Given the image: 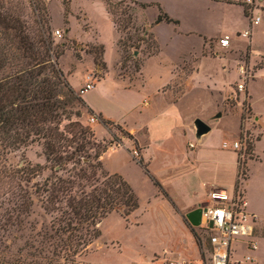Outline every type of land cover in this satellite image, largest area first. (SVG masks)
Returning a JSON list of instances; mask_svg holds the SVG:
<instances>
[{
	"label": "rangeland",
	"instance_id": "obj_1",
	"mask_svg": "<svg viewBox=\"0 0 264 264\" xmlns=\"http://www.w3.org/2000/svg\"><path fill=\"white\" fill-rule=\"evenodd\" d=\"M137 1L151 3L157 0ZM0 2L7 8L18 9L28 25H31L36 13L32 2H42L51 18L52 31L59 29L62 32L61 37H54L55 41L65 42L67 45L58 62L70 86L76 88L83 83L86 74H90L89 81L94 86L80 95L82 99L95 102L117 122H124L135 130V134L130 131L136 141L134 143L125 134L123 126L120 125L121 130L110 126L108 131L99 121L96 124L88 121L89 116L95 114H90L85 105L73 103L72 110L82 112L79 121L92 128L98 141L113 140L114 143H120L115 148H108L103 153L102 160L107 170L119 173L131 185L138 198V207L126 217L112 212L102 219L98 225L100 236L72 264H164L168 259L176 258L179 252L180 257H197L192 236L182 224L178 213L173 210L163 191L154 184L144 167L133 159V149L137 150L140 158L137 139L146 146L142 152L143 164H146L149 173L154 175L177 204L176 208L183 209L198 200L202 202L198 206L209 205L211 200L206 196L203 184L213 188L217 184H225L229 193L233 191L234 198L238 194L243 196L245 188L247 210L252 211L256 218L253 239L256 240L257 248L248 251L243 244L246 238L237 239L234 248L239 257L245 254L254 257L255 261L252 260L251 264H264V163L248 162V158L262 159V156L253 151L254 142L261 133L256 151L264 153V4L256 13L261 18L260 22L253 25L252 54L255 56H250L248 52L252 75L244 84L243 90H238L236 85L239 73L236 64L238 60L245 58L246 46L236 55V63L233 60L229 63L223 60L228 57L229 47L217 48L213 44L216 38L211 40V48L206 44L203 54L210 59H201L188 87L184 89V84L178 78L166 84L180 56L192 48L200 49L202 36L198 34L202 31L195 30L196 33L188 34L189 30L198 26L207 34H216L231 32L228 31L233 29L231 25L238 28V24L242 22L239 13L235 9H231L230 13L228 6L224 4L216 5L206 0H163L175 10L180 24L162 23L154 27L152 31L157 43L151 36L150 27L158 11L156 6L141 8L129 0H110V7L114 12L111 15L107 0ZM202 8L206 10L199 15ZM224 15L229 18L225 19ZM67 20L68 24L65 23ZM112 20L117 22V33ZM246 25L248 27V21ZM67 26L70 29L68 36L64 32ZM241 39L246 41L244 37ZM118 40L120 43L117 44ZM101 45L104 46V59ZM156 46L160 47L158 55L147 58L142 74H139L136 64L149 57L148 52H153ZM94 56L102 58L106 63L107 72L102 81L100 78L105 69L95 66ZM221 56L225 58H216ZM196 58L186 54L185 64L176 67L174 71L181 77ZM115 76L125 78L127 85H134L122 90L121 83ZM228 87H231V93L225 92ZM245 87L250 98L245 95ZM75 91L79 95L78 90ZM143 100L147 101L146 106L142 104ZM129 108L132 111L125 114ZM218 113L220 115L216 117ZM254 114L259 118L261 127L256 123ZM196 117L211 126V130L199 140L190 128ZM73 118L76 117L73 115ZM223 140L228 143L237 140L241 144L237 150L239 174L236 190L233 189L232 167L228 169L222 164L223 156L226 159L224 161L231 160L232 154L227 150L233 149L223 148ZM190 142L193 147L188 146ZM249 144L252 149L248 147ZM186 151H199L198 157L193 159L185 154ZM6 161L12 167H20L23 162L39 163L47 167L39 180L51 174L50 165L42 154V147L37 143L9 152ZM247 166L249 179L243 184ZM33 200V219L41 221L43 210L39 207L40 202L36 197ZM187 211L181 212L184 218ZM194 229L201 240L203 253V259L200 254L198 258L203 264H208L210 231L200 226ZM18 245H22V242L19 241Z\"/></svg>",
	"mask_w": 264,
	"mask_h": 264
},
{
	"label": "trees",
	"instance_id": "obj_2",
	"mask_svg": "<svg viewBox=\"0 0 264 264\" xmlns=\"http://www.w3.org/2000/svg\"><path fill=\"white\" fill-rule=\"evenodd\" d=\"M129 1L141 8L151 5ZM32 5L36 13L28 25L18 9L0 2V263L72 264L100 236L101 220L112 212L130 215L138 207V198L124 177L107 170L102 160L108 148L120 143L98 141L92 128L79 121L82 112L72 110L74 102L85 103L59 66L67 45L55 41L46 6L42 2ZM107 5L113 15L110 0ZM157 7L155 23H178ZM244 12L247 14L245 7ZM112 23L116 28L117 22ZM68 31L67 26L65 35ZM157 51L158 46L147 56ZM93 62L106 69L102 58L94 56ZM142 64H136L138 70ZM95 115L108 131L110 126L121 130L117 123ZM125 134L136 142L132 134ZM33 143L42 147L50 165L51 174L41 180L38 178L47 167L29 162L12 167L6 161L9 152ZM248 147L252 149V145ZM133 159L163 191L142 158ZM237 185L238 179L235 190ZM163 195L167 198L165 192ZM34 197L43 210L41 221L33 219ZM183 222L203 259L199 235L184 217Z\"/></svg>",
	"mask_w": 264,
	"mask_h": 264
},
{
	"label": "crops",
	"instance_id": "obj_3",
	"mask_svg": "<svg viewBox=\"0 0 264 264\" xmlns=\"http://www.w3.org/2000/svg\"><path fill=\"white\" fill-rule=\"evenodd\" d=\"M207 2H210V3H212V4H216V5H218V4H224L225 6H228L227 8V10H229V12L230 13H232L231 12V9L233 10V9H235L236 10V12L237 13H239V17L242 19V22L240 23V24H238V28H235V27H232L233 25H231V28H233V29H231V30H228V31H231V32H224V33H219V32H217L216 34H207L206 32H203L204 30H201V28L200 27H198V26H196L195 28H193L194 30H189L187 33L188 34H190L191 32L192 33H196V32H200V31H202L201 32V34H198L199 36H202V39H201V46H200V49L199 50H195V49H190V50H188L186 53H184V54H182L181 56H180V59H179V61L175 64V66H173V70H172V72H171V74H170V77H169V79H168V82L166 83V84H168V83H170V82H173L174 80H176V78H178L179 80L178 81H180L181 83H183L184 84V89L186 88V87H188V84H189V82H190V78L192 77V75L195 73V72H197V70H198V63L201 61V59H210V58H208L207 56H204V54H203V52H204V49H205V47H206V44H208V46H209V48H211V40L212 39H215L216 38V41H214V45L217 47V48H228L229 47V51H228V57H224V56H221V57H216V58H225V59H223V60H227L229 63H230V61L231 60H233V61H235V63H236V55L238 54V52H240V50H243L244 48H245V46H246V48H245V58L243 59V60H245L248 64H249V56H248V52H249V55L250 56H252V57H254L255 55L254 54H252V42H253V33H254V30H255V26L253 27V25H252V27H251V31H250V35H249V37L248 38H246V37H244V36H242L241 35V33L243 32V31H245L248 27H249V19H248V15L247 14H245V12H244V7H245V5H244V0H206ZM257 2H258V5H259V7L261 6V5H263L264 4V0H256ZM138 2H141V1H138ZM141 3H147V2H141ZM149 4V3H148ZM152 6H156V8H157V13H156V15L154 16V18L152 19V21H151V33H152V35H153V38L155 39V41L157 42V39H156V37H155V34H154V32L152 31V29L154 28V27H157L158 25H160V24H162V23H164V24H172V25H179L180 24V21L176 18L177 16L175 15V10L173 9V8H171V7H169V6H167L164 2H163V0H157V1H151V7ZM157 6H159L161 9H162V11L163 12H165V13H167L171 18H173V19H175V20H177L178 21V23L177 24H173V23H166V22H163V21H161V22H158V23H155V19L157 18V16H158V14H159V9H158V7ZM149 7V6H148ZM202 9H203V11H202ZM200 11H199V15H200V13L201 12H203L204 13V11L206 10V9H204V8H202ZM264 11V10H263ZM258 11H256L255 13H257ZM247 13V12H246ZM225 16V15H224ZM228 16H229V13H228ZM228 16H225V19L226 18H229ZM223 17V16H222ZM261 20V19H260ZM248 21V27H247V25H246V22ZM52 22V24H53V20L51 21ZM260 22V21H259ZM243 23H245V25L243 24ZM112 25H113V23H112ZM256 25V24H255ZM114 27V26H113ZM114 29H115V27H114ZM212 30L214 29V28H211ZM195 30H196V32H195ZM69 31H70V29H69ZM69 31L67 32V36H68V33H69ZM116 31V30H115ZM117 33V32H116ZM225 35H227L229 38H230V44H229V46L228 47H220L219 45H218V39L220 38V37H223V36H225ZM241 37H244V38H246V41H242V39H241ZM83 42H90V41H83ZM96 42V41H95ZM98 42V41H97ZM207 42V43H206ZM158 43V42H157ZM247 44H248V46H247ZM117 45V44H116ZM104 47V46H103ZM247 49V50H246ZM159 51H160V47L158 48V51L155 53V54H152L151 56H149V57H146L145 59H144V61H143V64H142V66H141V68H140V70H139V74L141 73L142 74V68H143V66H144V63H145V60L147 59V58H150V57H154V56H156V55H158V53H159ZM186 54H188V55H194V57H197L196 59H195V61L193 62H191V64H190V68H189V70L187 71V72H184V74L181 76V77H179L178 76V73H176L175 71H174V69L176 68V67H180L181 66V64H185V59H184V56L186 55ZM258 56H261V55H258ZM118 57H119V55H118ZM103 59H104V53H103ZM213 59V58H212ZM238 62H239V60L237 61V71H238ZM228 63V65H230ZM105 65H106V63H105ZM107 69H105V72H104V74H103V76H101V78H100V80L102 81L104 78H105V75H106V71ZM256 74V73H255ZM255 74H254V76H255ZM87 75L88 74H86V76H85V78H84V81H83V83L82 84H80L79 86H77L76 88H74L73 87V89L74 90H78L85 82H86V79H87ZM141 77H142V75H140ZM115 78H116V80H118V81H120V83H121V85H120V87H122V90H127V88H129V87H131V85H134V84H126L125 83V78H117L116 76H115ZM238 79H239V77H238ZM123 83H124V87H123ZM180 84V83H179ZM247 85V84H246ZM231 87H228V88H226L225 89V92H227V93H231ZM88 91V90H87ZM86 91V92H87ZM244 92H245V95L247 94V96L250 98V96L248 95V91L246 90V87H245V89H244ZM85 93V92H84ZM83 93V94H84ZM82 94V95H83ZM183 94H184V91H183V93H182V95H181V97L183 96ZM82 97V96H81ZM180 97V98H181ZM180 98H178V99H180ZM84 101V103H85V105L88 107V108H90L95 114H101L105 119H108V120H110V121H112V122H114V123H117L118 125H121V126H123L122 128H123V130H125L126 132H128V133H130V131H133V133L135 134V130H134V128L133 127H129V126H127L124 122L123 123H120V122H117L114 118H112V117H110L109 115H107V112H105L104 110H103V108H101V106H97V104L95 103V102H88L87 100H83ZM176 102V101H175ZM142 104H144V106H146L148 103H147V101L146 100H143L142 101ZM132 109L134 108L135 109V107H131ZM131 108H129V109H126L127 111H125L124 113L125 114H127V113H129V112H131L132 111V109ZM250 108H251V106H250ZM251 111H252V108H251ZM253 112V111H252ZM114 119V120H113ZM195 119V118H194ZM193 119V120H194ZM254 119L256 120V123L259 125V127H261L260 126V123H259V118L258 117H256L255 116V114H254ZM192 120V121H193ZM95 124L96 123H98V120L97 121H95L94 122ZM90 125H92V124H90ZM93 127H94V125H93ZM190 128H192L193 129V131H194V127H193V122H192V125H190ZM131 134V133H130ZM133 135V134H132ZM261 137H262V133H261V135H260V137H259V139L258 140H255V142H254V149H253V151H255V153L256 154H259L260 156H262V159L261 160H252L251 158H248V162H249V164L250 163H252V162H263L264 163V153L263 154H260V153H258L257 151H256V145H257V143L260 141V139H261ZM137 139V138H136ZM233 141H236V140H233ZM232 141V142H233ZM224 142V140L222 141V143ZM135 143V142H134ZM137 143L139 144V151H140V158H142V152L144 151V149L146 148V146H144L143 144H144V142H142V141H140V140H138L137 139ZM190 144H193V143H189L188 144V146L189 147H193V146H190ZM128 147V146H127ZM110 148H115V146H113V147H110ZM224 148V147H223ZM231 148V147H230ZM129 149H130V147H129ZM232 149V148H231ZM131 151V150H130ZM199 151H186L185 152V154H187V156H191L193 159H196V157H198V153ZM227 152H230L232 155V158H231V160H229L228 162H226V161H224V160H226L225 158H224V156H223V160H222V164L224 165V167L225 166H227V168L228 169H230V166L232 167L231 168V170H232V177H233V181H234V184H235V182H236V180H237V176H238V167H237V157H238V153H237V150H234L233 149V151H228L227 150ZM133 157V156H132ZM247 162V163H248ZM111 172V171H110ZM236 173V174H235ZM153 175V174H152ZM154 176V175H153ZM249 179V166H247V178L243 181V184L247 181ZM157 180V179H156ZM158 181V180H157ZM159 182V181H158ZM159 184L161 185V183L159 182ZM234 184H233V189H234ZM162 186V185H161ZM202 187L204 188V190H205V193H206V196L207 197H209L210 198V200H211V196H210V194H211V192H213L214 190H218V189H223V190H225L226 191V193H227V195L229 196V197H231V196H234V194H233V191H232V193H229L228 191H227V188H226V186H225V184H222V183H220V184H217V185H215L214 187L215 188H213V186H208V185H206V184H203L202 185ZM162 189H163V192H165V195L167 196V199H168V201H169V203H170V201H171V203H173V205H174V207L172 206V204H171V206H172V208H173V210L176 212V213H178V215H179V217H180V220H181V222H182V224L184 225V227H186L185 226V224H184V222H183V216H182V213L181 212H184V211H186V210H188L189 211V209L191 210V208L193 209L194 207H198V204H201L202 202H200L199 200L198 201H193L191 204H189L188 206H185L183 209H180V208H176V206H177V204H175V202L172 200V198L170 197V195L165 191V189L163 188V186H162ZM243 193H244V201H245V209L247 210V206H248V201H247V196H246V190H245V188H244V190H243ZM165 197V196H164ZM166 198V197H165ZM214 201L213 200H211V203L210 204H212ZM202 206V205H201ZM248 211V210H247ZM249 213H251V214H253L254 216H255V214L252 212V211H248ZM256 219V218H255ZM255 226H256V223H254V228H255ZM186 230L190 233V231L187 229V227H186ZM190 235L192 236V234L190 233ZM256 237V236H255ZM192 244L195 246V251H196V258H191V257H185V256H181L180 257V255L179 254H181L180 252L178 253V255H177V259H183V260H185V261H188V262H191L192 264H201L202 263V261L200 260V258H198V255L200 254L199 253V249H198V247H197V244H196V242H195V240H194V238H193V236H192ZM210 249V248H209ZM209 251V250H208ZM183 257V258H182ZM233 257L234 258H238L239 256H237L236 255V252L233 254ZM253 260L255 261V258L253 257ZM200 262V263H199Z\"/></svg>",
	"mask_w": 264,
	"mask_h": 264
},
{
	"label": "built area",
	"instance_id": "obj_4",
	"mask_svg": "<svg viewBox=\"0 0 264 264\" xmlns=\"http://www.w3.org/2000/svg\"><path fill=\"white\" fill-rule=\"evenodd\" d=\"M244 5L249 19V27L241 33L242 36L248 38L252 25L259 23L260 16L256 14L259 11V5L256 0H244ZM53 35L61 37L62 32L59 29L53 30ZM220 47H228L230 38L225 35L218 39ZM251 67L245 61H239L238 73L239 82L236 85L238 90H243L244 84L251 77ZM91 75H87L86 82L78 89V94L82 95L87 90L91 89L94 84L89 81ZM97 120L95 115L89 116V122ZM193 146V144H190ZM239 141L228 143L224 141L222 147L240 149ZM132 155L135 159H139V154L136 149H133ZM212 204H205L202 207V224L200 227L210 231L209 234V258L208 264H251L253 257L245 254L238 258H234V244L239 238H246L243 241L245 248L248 251H254L257 248L256 240L253 239L255 216L245 209V201L242 195L238 194L237 198L229 197L225 190L218 189L210 194ZM212 221V227L208 228V222ZM164 264H192L183 259L170 258ZM203 264V262L201 263Z\"/></svg>",
	"mask_w": 264,
	"mask_h": 264
},
{
	"label": "water",
	"instance_id": "obj_5",
	"mask_svg": "<svg viewBox=\"0 0 264 264\" xmlns=\"http://www.w3.org/2000/svg\"><path fill=\"white\" fill-rule=\"evenodd\" d=\"M220 113L216 114V117L219 116ZM194 134L196 138L199 140L204 134L208 133L211 130V126L202 120L199 117H196L193 120ZM185 218L189 222L191 226L198 227L202 224V207L198 206L193 208L185 213ZM212 227V221L208 222V228Z\"/></svg>",
	"mask_w": 264,
	"mask_h": 264
}]
</instances>
